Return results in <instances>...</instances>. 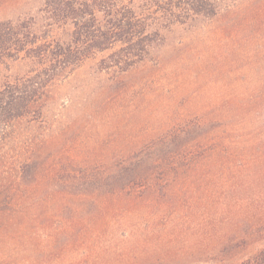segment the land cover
I'll list each match as a JSON object with an SVG mask.
<instances>
[{
	"label": "rangeland",
	"instance_id": "374dc122",
	"mask_svg": "<svg viewBox=\"0 0 264 264\" xmlns=\"http://www.w3.org/2000/svg\"><path fill=\"white\" fill-rule=\"evenodd\" d=\"M46 1L0 0V22L37 16ZM232 3L171 28L126 75L102 71L98 57L50 88L44 122H21L10 142L36 138L37 170L22 178L18 143L0 152V200L15 205L0 226V264H237L263 247L218 254L264 218V0ZM32 68L0 67V89ZM196 119L231 123L245 152L263 159L204 165L156 200L95 182Z\"/></svg>",
	"mask_w": 264,
	"mask_h": 264
},
{
	"label": "trees",
	"instance_id": "16d2710c",
	"mask_svg": "<svg viewBox=\"0 0 264 264\" xmlns=\"http://www.w3.org/2000/svg\"><path fill=\"white\" fill-rule=\"evenodd\" d=\"M234 6L232 0H47L37 16L0 22V67L19 60L33 67L0 89V152L14 143L10 142L21 122L32 129L44 122L50 88L85 62L99 57L102 71L126 75L148 60L171 28L213 19ZM237 130L231 123L190 120L156 139L142 154L116 161L107 176L94 174L95 182L131 201L156 200L204 165L225 168L262 160L245 152L235 140ZM16 143L26 155L19 166L25 180L39 166L38 146L30 132ZM4 193L0 191V196ZM13 208L6 199L0 200L1 227ZM260 219L255 229L243 226L237 236L229 237L218 254L230 257L239 248L245 251L251 244L263 243L237 264H264V218Z\"/></svg>",
	"mask_w": 264,
	"mask_h": 264
}]
</instances>
